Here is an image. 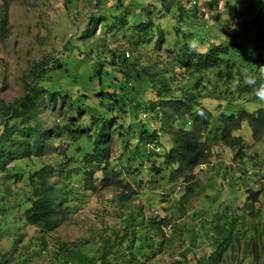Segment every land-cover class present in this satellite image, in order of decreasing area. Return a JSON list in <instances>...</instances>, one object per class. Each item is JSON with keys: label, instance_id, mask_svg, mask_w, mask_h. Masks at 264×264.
Instances as JSON below:
<instances>
[{"label": "rangeland", "instance_id": "374dc122", "mask_svg": "<svg viewBox=\"0 0 264 264\" xmlns=\"http://www.w3.org/2000/svg\"><path fill=\"white\" fill-rule=\"evenodd\" d=\"M165 1L172 12L162 0H0L1 99L10 104L23 97L26 85L40 70L44 86L50 88L51 80H57L60 87L75 93L77 111L84 107L90 117L103 114L101 93L120 88L123 75L108 65L115 52L117 56L125 53L129 63L139 62L140 67L166 66L163 63L173 56L169 50L189 40L198 41L201 52L227 45L239 64L258 54L254 38L258 42L264 37V0H179L183 11L174 0ZM126 17L128 29L119 23ZM144 22H153L164 33L161 51L158 31L139 50L134 39L129 42L124 36L130 37L129 29ZM110 28V34L106 33ZM52 60L58 69L48 73ZM140 86V82L133 84L136 90ZM135 94L141 102L153 97L150 86ZM244 96L249 110L263 105L252 94ZM142 110L135 120L128 108L116 116L129 126L141 121ZM44 115L53 129L71 114L61 102L53 108L47 100ZM145 115L143 120L152 122V116ZM3 119L0 111V135ZM237 134L247 141L246 157L235 161L230 148L219 146L209 163L195 170L191 183L170 181L167 169L164 177L156 174L152 168L162 166V160L152 147H148L150 153L147 147L140 153L134 145L127 147V136L115 135L112 182H97L88 191L83 178L76 179L73 185L78 194L68 202L60 227L48 233L22 218L29 190L26 181L9 183L10 189L0 183V198L4 195V204L16 209L0 217V264H67L66 260L89 264L90 258L100 257L108 241L115 251L130 250L127 256L133 264H264V140L255 142L247 124ZM256 192L250 200L249 195ZM217 224L224 228L222 234ZM230 231L232 240L218 257ZM146 239L153 240V249Z\"/></svg>", "mask_w": 264, "mask_h": 264}, {"label": "trees", "instance_id": "16d2710c", "mask_svg": "<svg viewBox=\"0 0 264 264\" xmlns=\"http://www.w3.org/2000/svg\"><path fill=\"white\" fill-rule=\"evenodd\" d=\"M180 1L174 0L173 4L183 11ZM162 2L167 11L172 12L171 5L165 0ZM119 23L129 28L127 17L120 19ZM112 29H107L106 33L110 34ZM129 31L130 37L124 36L129 42L134 39L138 50L143 44H149L156 31L159 50L166 43L164 33L153 22H144ZM254 39L258 54L245 60L244 64L238 63V57L230 56L231 48L227 45L201 52L190 51L188 43H184L169 50L173 56L163 63L166 64L164 67L159 64L140 67L139 62L129 63L125 53L117 56L115 52L108 65L123 75L120 88L101 93L103 114H91L90 117L84 107L77 111L73 102L75 93L60 87L57 80H51L50 88L44 86L40 70L26 85L23 97L10 104L0 97V111L4 118V129L0 135V183L10 189L9 183L26 181L29 190L24 199L27 206L22 218L25 222L42 233L52 232L60 227L61 216H65L69 208L68 202L78 194V187L73 185L76 179L83 178L88 191L95 189L97 182L109 185L114 179L110 158L117 134L122 138L127 136L124 140L127 147L134 145L140 153L143 147H147L150 153L148 147H152L153 153L162 160V166H154L152 171L163 175L165 169L170 170L168 179L172 182L182 179L191 183L195 170L208 164L214 149L219 146L230 148L235 161L244 159L248 144L237 132L242 131L245 124L250 127L255 142L264 140V102L262 106L249 110L245 105L248 101H244V95L252 94V89L243 83L242 72L250 67V74L259 73L255 65L258 68L264 61V37L258 42ZM57 69L56 60H52L47 72H56ZM139 82L141 86L136 90L133 84L136 86ZM259 82H264V79H258ZM144 86L152 89L150 102H141L136 97L135 92ZM84 97L88 99L87 95ZM46 99L53 108L58 102L68 107L71 115L64 124L49 128L44 115ZM207 101L211 104L207 105ZM127 108L129 114H134V120L138 110L143 109L141 121H134L129 126L120 122L116 113H126ZM145 112L152 116V122L143 120ZM136 159L133 162H138ZM135 169L140 170L138 167ZM188 186L187 190H190L191 185ZM257 195L258 192L253 193L249 199ZM4 199L5 196H1L0 217L16 210L7 207ZM158 224L162 231L164 220ZM215 228L223 233L224 228H220V224ZM231 233L224 236L218 257L229 246ZM121 241L123 244L124 239ZM146 242L153 249V240L146 239ZM115 249L116 246L108 241L100 257L90 258L88 263L133 264L134 260L127 256L130 250Z\"/></svg>", "mask_w": 264, "mask_h": 264}, {"label": "clouds", "instance_id": "9594fccd", "mask_svg": "<svg viewBox=\"0 0 264 264\" xmlns=\"http://www.w3.org/2000/svg\"><path fill=\"white\" fill-rule=\"evenodd\" d=\"M188 47L190 51H199L198 41L189 40ZM259 76L250 74L247 70L242 72L243 83L252 89V95L259 101L264 102V82L258 79L264 78V65L258 66Z\"/></svg>", "mask_w": 264, "mask_h": 264}, {"label": "built area", "instance_id": "2783aa9c", "mask_svg": "<svg viewBox=\"0 0 264 264\" xmlns=\"http://www.w3.org/2000/svg\"><path fill=\"white\" fill-rule=\"evenodd\" d=\"M143 116H146L145 114H143Z\"/></svg>", "mask_w": 264, "mask_h": 264}]
</instances>
